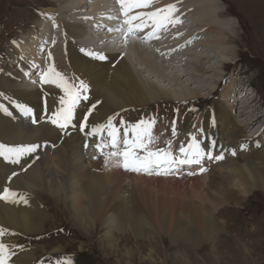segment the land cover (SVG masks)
I'll return each mask as SVG.
<instances>
[{"label": "bare ground", "instance_id": "6f19581e", "mask_svg": "<svg viewBox=\"0 0 264 264\" xmlns=\"http://www.w3.org/2000/svg\"><path fill=\"white\" fill-rule=\"evenodd\" d=\"M48 1L51 4L41 11V15L59 12L65 34L62 39H66L69 45L64 49L60 46L52 48L53 56L50 61L55 63L54 68L42 69L34 62H31L28 68L20 66V57H36L40 54L43 56V48L49 45V39L44 34L46 28L54 30L51 28L52 23L46 17H38V21H34L38 24L34 26L32 33L10 45L13 50L8 49L11 59L3 65L5 73L0 77V90L5 92H2L0 97V144H34L38 146L36 150L39 151L37 156L34 152L20 156L18 163L7 162L0 157V196L5 188L16 194L8 199H0V229L35 237L46 230V227L55 228V214L49 219L52 213L44 205L47 202H42V192H46L54 204L63 207L69 223L77 227L75 229H80V235L89 238L101 233L99 238L103 237L102 243H108V252L117 256L124 250L128 253L124 252L122 255H132L124 246L126 238H131V233L133 236H144L143 228L149 227V224L152 227V223L157 222L158 234L172 237V234L176 233L174 229L179 231L182 225L179 236L192 243H198V249L210 243L211 252L215 253L216 236L221 232L227 233L225 224L217 218L216 213L229 207V204L242 209L245 201L249 198L256 199L258 193L264 190V147L256 145L257 141L261 144L264 140L263 133L259 132L262 127L258 126L259 129L251 133L252 137L246 134V129L257 119V116H249H254L256 109L260 107L254 94L246 93L241 85L240 98L237 99L235 95L231 99L234 83L229 81L226 87L228 91L223 92V97L218 103L208 102L204 104L206 108L198 116L188 115L184 118V126L188 129L185 128V135L170 152L177 159L185 158L179 149L183 146L187 151L195 137V143L199 145L203 155L199 163L183 164L185 168L172 175L187 177L185 182H196L198 185L192 188L195 191L194 196L184 197L178 206L170 210L164 203L154 207L157 214L155 218H152L151 214H145L147 218H139L134 207L123 200L124 197L119 194L121 185L134 184L135 180L145 178L135 175L131 170H125L121 175L123 158L109 156V153L114 151L108 136L109 129L105 127L98 134L92 133V129L106 125L109 118H112L113 126L118 130L117 135L122 141L125 132L129 139L133 137V125L145 121L151 125L148 129V134L151 135L153 123L148 111L149 105L161 101L183 104L203 99L206 102L207 96L216 87L208 85L214 77L207 76L209 78L206 84H202L203 81L198 77L202 76L203 65L212 57L216 56L223 65L232 58L231 56L228 60L227 54L231 52L227 45L237 39L236 24L229 22L233 15H228V10L221 8L218 0H147V3L153 1L156 10L175 5L174 12L179 13V27L176 31L178 33L170 35L161 27H152L148 25L146 17L132 21V32H128V25L114 33V28L111 27L106 28L108 32L103 30L105 27L101 28L103 31H99L92 24L84 27L83 22L75 20L76 16H79L78 12L71 11L75 8L77 11L87 8L89 10L82 13L83 15L96 18L104 15L107 18L105 23L110 25L113 19H110L112 12L109 5L114 4L113 0H57L63 5L69 3V9L63 6L65 11L52 6V1L57 2L56 0ZM117 5L120 7L118 2ZM139 8L140 10L133 8L129 16L150 12L142 9L145 7ZM124 18L126 19L125 16ZM142 21L147 26L136 29L135 25ZM138 31H141L139 36ZM124 33L128 36H119ZM153 39L154 47L150 43ZM86 40L94 46L92 50L87 49ZM193 41L201 52L211 54L207 56L186 51L173 58ZM105 44L112 47L97 50V46ZM100 56L104 59H100ZM188 58L194 60L188 61ZM67 64L70 75L57 77L49 71L54 69L56 73L59 69H67ZM184 64L188 68L184 75L189 76L195 89L182 82L176 74L178 68ZM168 71L169 74H166ZM215 71L222 74L221 68H215ZM45 74L48 75L47 80L44 79ZM69 76L78 77L79 80L73 84L75 88L79 87L81 80L88 87L86 92L82 91L81 98L73 109L71 121L61 130L50 122V118L58 109L66 107L60 102V98L66 96L64 89L52 81H59L60 77L69 81ZM154 77L157 81L152 79ZM242 80L244 83L245 78ZM41 81L44 88L38 90L36 85ZM74 81L71 80V83ZM159 83L169 84L164 87ZM54 87L58 89L53 91L51 88ZM200 87L204 91L208 89L207 95L198 93L196 88ZM85 96L87 99L83 98ZM225 97L229 99L228 103L224 102ZM17 105L31 109V112L25 115ZM236 115L242 118V122H239L241 120H238ZM261 117H264V114ZM81 124L85 126L84 131L80 130ZM97 144H100L101 148L98 149ZM120 148L123 149V144ZM139 154L144 153L140 151ZM219 155H222L223 159H215ZM192 158L195 159L194 156ZM204 167V171L198 174ZM188 171H194L195 174L186 175ZM201 181L202 186L199 184ZM183 187L185 191L189 186L183 184ZM166 215H171L170 218L176 222H168ZM151 234L156 235L153 231H150ZM217 242V249L225 244L224 240ZM0 243L11 244L4 240L2 235ZM233 245L238 246V243L233 240ZM84 246L85 243L79 244L81 248ZM226 248V256L215 254V261L228 258L232 248L228 245ZM53 251L57 255L65 253L62 245L56 246ZM38 252L36 245L31 246L29 250L14 252L10 254V257L13 256L10 264H32L37 259ZM62 257L63 255L55 257L54 264H64ZM203 257L205 258V254Z\"/></svg>", "mask_w": 264, "mask_h": 264}, {"label": "rangeland", "instance_id": "374dc122", "mask_svg": "<svg viewBox=\"0 0 264 264\" xmlns=\"http://www.w3.org/2000/svg\"><path fill=\"white\" fill-rule=\"evenodd\" d=\"M52 2L53 7L64 9L65 11L63 6L66 3L63 5L58 1ZM217 2L225 11L228 10L226 11L228 15H233L232 18L230 17L229 22L236 24L237 36L235 37L237 39L233 40V43L227 45V49L231 52L227 54L228 60L231 56L232 58L226 65H223L221 60L216 59V56L212 57L209 62H206L203 65L204 69L202 71V76L198 78L200 81H203L202 84H206L209 78L207 76H210V78L214 77V79L210 80L208 85H216V87L213 92L207 96L206 102L200 99L201 101H191L183 104L194 105V111L190 113L198 116V114L206 108L204 104L208 102L218 103L220 101L223 97V92L226 93L228 91L226 87H228L229 81L234 83L232 86L233 94H230L231 96L229 95L231 99L232 96L235 95L237 99L240 98L241 95L239 96V90L240 86L243 85L245 88L244 91L254 94L256 102L260 104L254 116H249V118L257 116V119H254L252 124L246 129V134L250 136L251 133L257 131V129H259L258 126H260L262 128L259 129V132L260 134L262 132L264 135V126H262L264 117H261V115L264 114V0H218ZM48 4H51L48 0H0V57L2 59L5 58V53L9 47L8 37L15 34L13 39L18 40L21 38L20 40H22L24 37L29 36L34 26L38 24L34 23V21H38L37 18L40 12H43V9L48 7ZM68 5L69 3L65 6L69 9ZM149 9H153V6L150 5ZM77 10V8L71 9L73 12ZM39 32L38 30L37 34H39ZM230 33L233 34L232 31H230ZM26 40L27 39H25V41ZM151 45L154 47L153 43H151ZM195 46L196 42H191L185 50L183 49L181 52H177L173 58H177L186 51H191L192 53L198 52L199 55L207 56L211 54V52H201V49ZM109 47H112V45H109ZM3 51H5V53ZM193 60L194 58H188V61ZM213 67L221 68L222 74L217 73ZM187 69V65L184 64L178 68L179 71L176 72V74L180 76L182 82L188 84L190 88L195 89V85L192 84L189 76L184 75ZM166 74H169V71L166 72ZM243 77L245 78L244 83L242 80ZM152 79L157 81L155 77ZM159 84L168 87L169 83ZM196 90L203 96L208 93V89L204 91L202 87H200V89L196 88ZM224 100L225 103L229 101L226 97ZM222 103L223 102H221V104ZM183 104L161 101L149 105L148 110L153 115V124L157 125L156 128H159V125H161L160 129H158L160 138H162L165 131L162 127L163 124L166 125V121H169L171 116L175 118L176 112L182 110L181 107ZM151 110L155 111V113L151 112ZM236 110L237 107L235 108V112ZM181 112H183V110L179 111V113ZM158 115L160 119L164 121L163 124L162 122L160 124L157 119L159 118ZM236 117L238 120H241L239 122H242V118L238 117V115H236ZM155 129H153L152 132H154ZM168 136L169 140L174 141L179 139L180 132L176 130L175 134H168ZM154 142V149L160 150L158 148V146H160L161 149L169 151V149L166 148L167 141L165 145L159 139ZM256 145L264 147V140L261 141V144L257 141ZM3 160L10 162L5 159ZM120 172L121 175L125 173L122 169H120ZM189 173L193 172L188 171L186 175H190ZM135 175L143 176L145 179L135 180V183L130 185L123 183L119 190V194L124 197L123 200L128 205L134 207L139 218H147L145 214H151V217L155 218L157 214L154 212V207L162 203L165 204L168 210L172 209L174 206H178L181 204V200L184 199V197L189 198L190 195H193L195 192L193 189L198 185L196 182H185L187 177L185 178L177 175L174 177L172 174L158 175L157 170L156 173L148 175L147 173L135 172ZM153 176H155V178ZM123 182H125V180ZM183 184L189 186L185 191ZM199 184L203 185V182L201 181ZM42 195V202H47L44 205L46 209L52 213L49 219L55 214V218L57 219L55 222L56 227L53 229L52 227H46V230L35 237L22 236L18 232L3 229L5 230L2 235L3 239L11 242V244H4L9 248V250L6 249V251L8 250L9 252H7L9 256L14 252L29 250L31 246L36 245L39 252L36 255L37 259L34 260L32 264H39L43 262V259L47 260L45 263L51 262L52 264V258L59 255L65 257L67 255L73 261H76V264H211V262L213 264H264V190L258 193L256 199L249 198L245 201L244 208L242 209L234 208L232 204H229V207L227 206L225 209H221L216 213L217 218L221 219L223 224H225L224 227L227 233L221 232L216 236L217 241L220 242L224 240L225 244L220 245L221 248L217 249L219 243L216 241L214 244L217 249H215V253L211 252L210 243L198 249V243H192L184 239V237L179 236V233L182 232L181 224H179L181 225L179 231L176 228L174 229L176 232L175 234H172V229V237L163 233L158 234L156 231L158 229L157 222L152 223V227L149 224V227L143 228L145 230L144 236H133L131 233V238H126L124 246L129 250V253H132V255L127 257L122 255L124 252L127 254V250H124L123 253L121 251V254H118V256L108 252V243H102L101 240L103 237L99 238L101 233H97L94 236L92 235V237L89 238L80 235V229H75L77 227L69 223V218L63 210V207L60 204H54L51 200L52 198L46 192H42ZM166 216L168 222H176V220L174 221L170 218L172 217L171 215ZM137 222H139V220H137ZM150 231L155 232L156 235H150ZM114 233L117 234L115 231ZM233 240L238 243V246L233 245ZM81 243H85L83 248L79 247ZM59 245L64 247L65 253L58 255L54 254L53 249ZM227 245L232 248L231 253L227 255L228 258L215 261V254L220 257L222 254L226 256L224 250L227 249ZM204 254L205 258L203 257ZM12 257L9 258L8 264H10ZM70 263L73 262L70 261Z\"/></svg>", "mask_w": 264, "mask_h": 264}, {"label": "snow or ice", "instance_id": "6c2138e0", "mask_svg": "<svg viewBox=\"0 0 264 264\" xmlns=\"http://www.w3.org/2000/svg\"><path fill=\"white\" fill-rule=\"evenodd\" d=\"M117 2L120 5L123 15L126 17L125 23L130 26L128 28V32H132L134 30V28L132 27V21L137 20L141 17L150 19L152 24H154L157 29L163 27L166 23L173 22L170 20V16L174 11H176L175 5H168L165 8L157 9L153 12L139 13L136 16H129V12L133 8L147 7V0H117ZM146 26L147 24L142 21L140 24H136L135 28L139 29ZM99 58L104 59L103 56H100ZM49 71L52 72L54 76L59 77V74L55 73L54 69H49ZM44 79H48L47 74H45ZM52 82L57 83L59 87H62L64 89L66 98L61 97L60 102L62 105H66V107H62L55 113H53V116L50 118V122L63 130L67 127L72 119L73 109L75 108L77 102L80 100L82 91L86 92L88 86L86 83H84V81L81 80L79 87L75 88V86L68 84V82L62 77H60L59 81L53 80ZM83 98L87 99L86 96ZM17 107L21 108L25 115H28L31 112V109L24 108L22 105H17ZM93 108H95V105H93ZM4 110L6 111V109ZM33 122L35 123L36 121L34 120ZM84 127V124H81L80 130L84 131ZM105 127L109 129L108 136L111 138L110 144L114 149V151L109 153V156L122 157V166L125 170H131L134 172L143 171L147 174H152L153 170H159L161 169V166H166L162 170L164 173H168L172 170V166L176 164L183 165L199 163L200 157L203 155V152L202 150H200L199 145L195 143V137H193V144L189 145L187 151L183 146H181L179 149L180 153L184 154L185 158L177 159L172 155L170 151H165L163 149L156 151L150 150L148 145L149 143H151L152 138L148 134V129L151 127V125L145 121H141L139 124L133 125V137L129 139L127 136V132H125V136L122 141L117 135L118 130L113 126L112 118H109L106 125L94 127L92 129V133L98 134ZM173 134H175V129H173ZM121 144H123L122 150L120 148ZM37 147L38 146L34 144L19 146H8L0 144V157H3V159L8 160L11 163H18L20 156L35 152ZM96 147L99 149L101 148V145L97 144ZM139 151H142L144 154L140 155ZM193 156L195 157V159L192 158ZM209 158H212L210 154ZM215 159H223V156H216ZM201 171H204V169H201ZM157 174H161V172L157 171ZM189 174L191 175L192 173ZM13 175H15V173H13ZM15 195V193H12L9 189L5 188L3 190V195L0 196V199H8L10 196L14 197ZM4 231L5 230L0 229V235H3ZM6 249L7 246L0 243V264H8L10 256L7 253Z\"/></svg>", "mask_w": 264, "mask_h": 264}]
</instances>
